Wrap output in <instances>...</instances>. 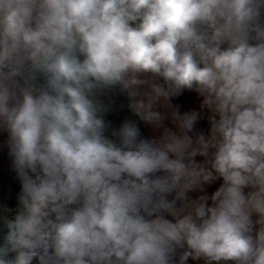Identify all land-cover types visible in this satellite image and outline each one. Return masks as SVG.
Instances as JSON below:
<instances>
[{"label":"clouds","instance_id":"obj_1","mask_svg":"<svg viewBox=\"0 0 264 264\" xmlns=\"http://www.w3.org/2000/svg\"><path fill=\"white\" fill-rule=\"evenodd\" d=\"M4 134L0 264H264V0H0Z\"/></svg>","mask_w":264,"mask_h":264},{"label":"crops","instance_id":"obj_2","mask_svg":"<svg viewBox=\"0 0 264 264\" xmlns=\"http://www.w3.org/2000/svg\"><path fill=\"white\" fill-rule=\"evenodd\" d=\"M159 82L162 83V81ZM141 91H146V88H142ZM100 98L106 104H109L110 110L105 114V119L111 122L112 128H119V126L126 120H132L138 124L142 135L146 138L159 137L160 130L155 129L152 126L145 125L130 111L128 108V96L125 92H122L119 87L105 90ZM201 102L202 98L199 97L198 94L188 90H184L181 95L171 98V104L174 107L179 106L181 112L196 111L200 114L195 128L197 132H202L207 135L210 128L208 121L210 113L206 108H201ZM160 104H163V100H161ZM159 110L161 112L169 111L165 107H160ZM164 123L168 127H174L171 119L165 120ZM5 139L6 134L0 135V205L14 208L16 205V197L20 190V185L15 173L12 171L11 160L7 155V149L4 146ZM197 159L201 158L198 157ZM220 183H222V181L218 180L212 185L207 186L206 191L211 194V192L214 191ZM201 194L203 193L194 191L190 193V196L195 198ZM188 264H204V261H193L189 259Z\"/></svg>","mask_w":264,"mask_h":264}]
</instances>
